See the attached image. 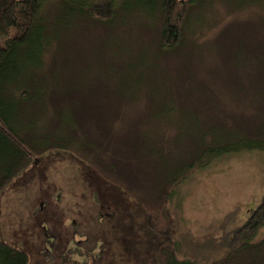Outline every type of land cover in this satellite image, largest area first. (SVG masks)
<instances>
[{
	"label": "rangeland",
	"instance_id": "374dc122",
	"mask_svg": "<svg viewBox=\"0 0 264 264\" xmlns=\"http://www.w3.org/2000/svg\"><path fill=\"white\" fill-rule=\"evenodd\" d=\"M131 3L108 26L74 4L44 14V57L25 76L38 101L12 117L37 153L0 193V242L29 264H160L166 244L220 262L264 195V149L172 176L205 143L264 147V0H197L176 52Z\"/></svg>",
	"mask_w": 264,
	"mask_h": 264
},
{
	"label": "trees",
	"instance_id": "16d2710c",
	"mask_svg": "<svg viewBox=\"0 0 264 264\" xmlns=\"http://www.w3.org/2000/svg\"><path fill=\"white\" fill-rule=\"evenodd\" d=\"M196 1L131 0L126 5L123 0H0V193L14 178L29 168L37 153L32 149L34 145L24 138L21 129L12 122V117L26 101H38L35 80L31 78V81H28L25 76H34L44 57V45L49 39L48 18L44 17L46 12H54V8L61 4H74L78 8V14L97 24L108 26L114 23L124 9L130 10L131 2H135L138 6L135 11L140 9L150 12L152 27L160 23V49L176 52L186 44L184 38L187 13ZM133 87L123 79L118 85V88L123 90ZM206 145L207 143L202 146L199 157L191 162L186 170L182 167L176 173L178 175H172L174 180L179 181L190 168L205 164L226 153L241 149H264L262 140L256 141L253 138L239 144ZM107 180L111 182L112 179ZM109 206L111 210L112 207ZM111 214L108 213L107 216ZM155 228H151L152 233L164 235L163 231ZM263 229L264 195L244 224L223 241L227 249L224 259L212 264H264V237L256 241ZM157 254L160 264H203L190 259H180L176 251L167 244L157 247ZM0 264H29V255L25 250L0 242Z\"/></svg>",
	"mask_w": 264,
	"mask_h": 264
},
{
	"label": "flooded vegetation",
	"instance_id": "af4514ba",
	"mask_svg": "<svg viewBox=\"0 0 264 264\" xmlns=\"http://www.w3.org/2000/svg\"><path fill=\"white\" fill-rule=\"evenodd\" d=\"M42 207H43V203H42ZM55 236H57V238H61L60 234L57 232L56 234H54Z\"/></svg>",
	"mask_w": 264,
	"mask_h": 264
}]
</instances>
